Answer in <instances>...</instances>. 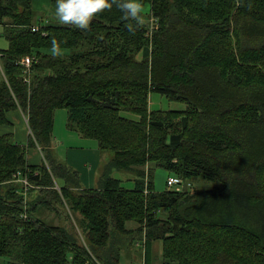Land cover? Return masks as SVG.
Segmentation results:
<instances>
[{
    "label": "trees",
    "instance_id": "obj_1",
    "mask_svg": "<svg viewBox=\"0 0 264 264\" xmlns=\"http://www.w3.org/2000/svg\"><path fill=\"white\" fill-rule=\"evenodd\" d=\"M143 3L151 32L113 3L87 29L47 23L34 33L31 0H0V126L20 110L31 133L25 145L0 135V264H85L88 252L121 264L141 240L143 264H153L155 242L161 264H264V240L246 223L264 204V0ZM24 57L29 84L16 65ZM153 93L184 109L151 111ZM57 110L68 130L111 154L95 189L51 149ZM37 147L41 164L31 166L27 150ZM155 168L219 186L156 192ZM114 170L133 175L134 188ZM17 173L33 186L26 196ZM58 204L75 226L42 220Z\"/></svg>",
    "mask_w": 264,
    "mask_h": 264
},
{
    "label": "rangeland",
    "instance_id": "obj_2",
    "mask_svg": "<svg viewBox=\"0 0 264 264\" xmlns=\"http://www.w3.org/2000/svg\"><path fill=\"white\" fill-rule=\"evenodd\" d=\"M50 3H51L50 0H31L33 22H35L36 24H44L45 20L47 18L49 19V17L51 16L50 14L48 15V12L50 11V6H49ZM146 6H147L148 10L146 13H144L142 23H146L148 25L149 31L151 32V29H154L156 25L153 24V22L151 21L152 15H151V13H149V11H150L149 6L148 5H146ZM4 43H5V46L2 45ZM0 46L1 47L3 46L2 48L0 47V50H3L5 48H7V46H8L6 40L3 37H0ZM1 79H3V75H2V65L0 62V80ZM149 101H150L149 105H150L151 111L152 110H183L184 109V105L182 103L169 101L166 98H163L162 96H160L159 94H156V93L151 94V96L149 97ZM16 111H18V115L20 118H18V120L16 121L15 127L17 128L20 125L23 126L24 123H26V125H27V119L25 118V116L21 113L20 110H16ZM65 123H67L66 110H59L58 112H56V115H55V130H53V137L58 136L59 138H61L66 134V131L64 128ZM27 127H28V125L26 126V128ZM28 131H29V129H28ZM11 137H12V139H14L13 134L11 135ZM52 141H54V139ZM91 142L94 143L93 141H91ZM84 148H85L84 151L92 152V151H90V149H87L88 147H84ZM36 149H38L40 156H41V159H42V153L40 151V148L37 147ZM100 154L105 155V164H106L110 160L111 154L108 152H100ZM148 169H149V167H148ZM102 170H103V168H102ZM145 170H146V168H144V171ZM101 174H102V171H101ZM101 174H100V176H101ZM111 176L112 177L115 176L113 178H117L118 180H120L121 186L123 188H125L126 190L133 189L134 182L131 181L133 179V175H131L129 173H125V172L113 171ZM167 177H168L167 171L163 170L162 168H155L154 169L153 184H154V189L156 192H163L165 190H169L166 187ZM146 183H147V179H146ZM186 184L187 183H185V186H186ZM191 184H192V190H195L198 192L205 190V189H210V188L219 186L218 184H213L212 182H207V181H204L202 179L192 180ZM97 185H98V182L93 183L90 186V188L95 189V188H97ZM54 188L57 189V191H61V189L57 185ZM82 188H85V187L82 185ZM55 189H53V190H55ZM60 195H61V193H60ZM62 197H63V195H62ZM27 200L29 201V197ZM55 207H56V211H50V209L44 208L46 213L44 214V216H42L43 221H45L47 224L50 223L53 225H61V226L63 225L67 229H69L71 226H73L72 224H74V226H75V218H74V216L71 215L70 212L67 211V209H68L67 205H65V207L63 206V208H65V210H63L62 206L59 204L56 205ZM246 223L251 225V227H252L251 229L254 230L256 232V234L262 240H264V204L259 205L258 207L252 209ZM133 249L134 250H131V252L129 251V252H126L124 254L125 257L124 258L122 257L121 264H143L142 246L139 245L137 248L136 243H135V246ZM88 253L91 256V258L94 259V256L91 254V252H88ZM159 264H161L160 261H159Z\"/></svg>",
    "mask_w": 264,
    "mask_h": 264
},
{
    "label": "crops",
    "instance_id": "obj_3",
    "mask_svg": "<svg viewBox=\"0 0 264 264\" xmlns=\"http://www.w3.org/2000/svg\"><path fill=\"white\" fill-rule=\"evenodd\" d=\"M50 2H51L49 4L50 11L48 12V15L49 14L51 15L49 17L50 20L47 18L44 23H50V24L57 23L56 20L54 19L55 3L52 2V0H50ZM2 45L5 46V43ZM58 111L59 110L55 111L54 113L53 130H55V115L56 112ZM163 111H169V110H163ZM170 111H182V110H170ZM5 116L9 124L5 126H0V135L13 134L14 136L13 140L15 141V143H18L19 145H25L27 143L28 136L30 135L28 131V127L26 128L27 125L26 123H24L25 121L23 122L24 123L23 126L20 125L19 127L16 128L15 123L18 120V118H20L18 115V111L16 110L10 111L6 113ZM123 116L131 119H136L134 116H131L126 113H124ZM64 128L66 134L61 138H59L58 136L53 137V133H52V137L54 141H52L51 149L55 157L65 162L70 168H72L74 171L79 173L81 185L85 187L84 189H91L90 186L93 183L98 182V178L105 164V155L100 154V151L95 141H93L94 143H92L91 140L83 139L76 132L68 130L66 127V123L64 124ZM84 147H88L87 149H90V151L92 152L84 151L85 149ZM26 157L28 164L31 166H39L41 164V156L38 149L36 148H31L27 150ZM114 179L118 180L117 178ZM131 181L134 182V178ZM135 227L136 225L132 222L126 223V228L129 230ZM160 254H161V243L159 242L153 243L151 249V257L153 258V264H157V263L159 264V261L161 262Z\"/></svg>",
    "mask_w": 264,
    "mask_h": 264
},
{
    "label": "clouds",
    "instance_id": "obj_4",
    "mask_svg": "<svg viewBox=\"0 0 264 264\" xmlns=\"http://www.w3.org/2000/svg\"><path fill=\"white\" fill-rule=\"evenodd\" d=\"M116 6L122 11L124 17L130 18L139 24L143 20L147 6L143 0H55L54 19L63 25H72L78 29H87L93 17ZM128 30L133 31L132 25ZM54 55H60L59 43L53 39L51 46Z\"/></svg>",
    "mask_w": 264,
    "mask_h": 264
},
{
    "label": "built area",
    "instance_id": "obj_5",
    "mask_svg": "<svg viewBox=\"0 0 264 264\" xmlns=\"http://www.w3.org/2000/svg\"><path fill=\"white\" fill-rule=\"evenodd\" d=\"M151 21L153 22L154 24V19L152 18ZM47 23H44V24H36L34 26L31 27V31L34 32V33H39L41 32V29L46 25ZM156 29V28H154ZM152 30V29H151ZM42 35H44V33H42ZM16 65H19L22 69V77H23V82L26 83V84H29V81H30V67L32 65V59L29 58V57H24L22 59H20L18 61V63ZM29 134H31L29 132ZM14 182L18 185H20L21 187V191H19V194L22 195V196H26L27 192L29 189L33 188L32 185H30L28 183V180L26 177L23 176V174H19L17 173L15 176H14ZM146 182V180H145ZM166 187L169 189V190H173V191H176V192H182L184 191L185 189H190V184H186L185 186V183L182 182L178 177L176 176H172V175H168L167 179H166ZM144 193L146 194L147 191L144 190ZM25 218V216H23ZM143 241L141 240L140 242H137L136 243V247L138 248L139 245L142 246V249L144 248L143 247ZM85 264H99L95 258H91V261H86Z\"/></svg>",
    "mask_w": 264,
    "mask_h": 264
}]
</instances>
